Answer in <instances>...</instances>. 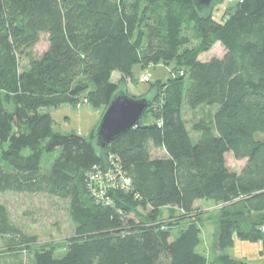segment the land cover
Listing matches in <instances>:
<instances>
[{"label":"trees","instance_id":"1","mask_svg":"<svg viewBox=\"0 0 264 264\" xmlns=\"http://www.w3.org/2000/svg\"><path fill=\"white\" fill-rule=\"evenodd\" d=\"M228 2L217 17L214 3L199 14L191 0H0V196L65 201L73 225L60 256L36 249L33 264H251L228 250L264 239V0ZM216 44L224 55L201 60ZM159 64L176 77L150 76L156 100L107 151L95 131L54 130L48 110L107 107L136 67ZM202 106L212 118L189 128L184 110ZM227 153L246 160L239 172ZM201 200L221 207L211 259L195 222L176 235L161 222L164 208L193 219ZM136 209H148L146 222ZM3 237L28 252L37 243L0 200Z\"/></svg>","mask_w":264,"mask_h":264},{"label":"rangeland","instance_id":"2","mask_svg":"<svg viewBox=\"0 0 264 264\" xmlns=\"http://www.w3.org/2000/svg\"><path fill=\"white\" fill-rule=\"evenodd\" d=\"M234 2L228 0H216L214 3L215 16H219L229 7L234 6ZM213 9V8H212ZM219 20V19H218ZM47 47V37L41 36L39 43L33 50L34 55H40ZM223 48L216 44L210 52L202 54L201 60L205 61L211 57H222ZM24 59L21 64H24ZM151 80L155 82L160 78L162 81L170 80L176 77V69L173 65L164 67L159 64L150 70H147ZM146 73L138 70L133 71L136 81H125L120 84V76L113 75V80L120 84V89L129 97L135 96L136 99H148L152 102L156 100V94L152 85L143 82L142 77ZM127 95V96H128ZM132 98V97H131ZM134 98V99H135ZM107 107H91L88 103H82L78 107L63 106L57 109L48 110L54 120V130L62 134L78 133L88 135L95 131ZM214 107L202 106L195 111L184 110V120L187 126H190L200 120H210L212 118ZM95 133V132H94ZM153 156H158V152H152ZM226 165L229 169L239 172L246 160H236L231 153L225 156ZM49 164L48 160H45ZM0 200L7 206L12 221L26 235L35 236L37 243L29 247V252L23 250V247L17 248L16 240L9 237L0 238V264H33L32 252L36 249L53 247L57 255H61L66 248L68 238L73 234V225L67 212V203L62 200L49 198L39 194L25 193H6L0 196ZM193 219L170 218L167 209H163L162 224H168L173 228V234L176 235L184 229L190 222H195L201 228L199 252L207 258L216 256L213 249V238L216 230V220L220 214L221 207L219 204L201 200L195 202ZM136 218L140 222L147 221L148 209H136ZM166 225H164L166 227ZM173 235V236H174ZM236 237V236H235ZM16 249V250H15ZM18 249L19 252H18ZM236 249H240L236 253ZM228 254L238 257L251 264H264V239L263 242L254 243L252 241L234 240L232 248Z\"/></svg>","mask_w":264,"mask_h":264},{"label":"water","instance_id":"3","mask_svg":"<svg viewBox=\"0 0 264 264\" xmlns=\"http://www.w3.org/2000/svg\"><path fill=\"white\" fill-rule=\"evenodd\" d=\"M199 14L211 9L215 0H191ZM151 108L148 99H134L122 91L117 92L108 104L94 134V144L107 151L111 142L134 128Z\"/></svg>","mask_w":264,"mask_h":264},{"label":"built area","instance_id":"4","mask_svg":"<svg viewBox=\"0 0 264 264\" xmlns=\"http://www.w3.org/2000/svg\"><path fill=\"white\" fill-rule=\"evenodd\" d=\"M149 79H150V75L147 74V73L142 77V81L145 82V83L148 82ZM128 181L129 180H125V184H128L129 183Z\"/></svg>","mask_w":264,"mask_h":264},{"label":"crops","instance_id":"5","mask_svg":"<svg viewBox=\"0 0 264 264\" xmlns=\"http://www.w3.org/2000/svg\"><path fill=\"white\" fill-rule=\"evenodd\" d=\"M113 75H114V74H113ZM239 250H240V249H238V250L236 249V253H237V251H239ZM232 257H233V256H232ZM234 258H235V257H234ZM237 258H238V257H236V259H237Z\"/></svg>","mask_w":264,"mask_h":264}]
</instances>
